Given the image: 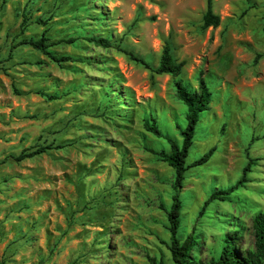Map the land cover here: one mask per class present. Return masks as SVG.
Listing matches in <instances>:
<instances>
[{
	"label": "rangeland",
	"instance_id": "obj_1",
	"mask_svg": "<svg viewBox=\"0 0 264 264\" xmlns=\"http://www.w3.org/2000/svg\"><path fill=\"white\" fill-rule=\"evenodd\" d=\"M205 9L206 0H0L1 264H172L174 172L149 151L169 147L144 124L180 147L186 107L175 83L198 91V78L211 103L186 158L176 238L190 243L191 264L218 258L226 238L264 264L252 226L264 212V0H212L220 24L202 30ZM165 43L183 62L177 78L119 51L156 67Z\"/></svg>",
	"mask_w": 264,
	"mask_h": 264
},
{
	"label": "trees",
	"instance_id": "obj_2",
	"mask_svg": "<svg viewBox=\"0 0 264 264\" xmlns=\"http://www.w3.org/2000/svg\"><path fill=\"white\" fill-rule=\"evenodd\" d=\"M220 24V19L212 11V0H206V9L202 16L201 29H207L209 27L216 28ZM264 32V26H263ZM47 39H28L25 44L32 47L34 50H37L48 58L60 65L61 62H64L66 58H57L52 55L51 52H48L46 49L50 46L46 44ZM73 40L70 39L69 42ZM88 42L92 43L96 47L108 48L110 47L109 41L102 38H89ZM131 60L143 66L145 69L149 70L155 75H169L173 78H177L182 74L183 62H177L172 53L171 48L168 43H165L161 50L159 57L158 65L152 67L148 62L142 59L139 56L134 55L132 51L122 49L119 50ZM176 93L178 99L186 107V124L181 130L180 135L182 137V143L179 147L177 143L168 137H163L160 130L156 125L144 124V129L146 132L152 134L156 138H163L166 141L169 147V153L163 151L154 152L149 150L151 153L157 155L165 162L174 172V182L173 187L176 193L172 197V204L167 213V219L169 222V233H170V246L169 251L171 253L172 264H191L189 263V251L190 243L184 244L180 247L178 239L176 238L177 229L179 226V209L180 202L177 197L178 189L182 187V181L184 179V173L189 166H186V158L189 153V149L192 145V140L195 135V129L197 123L199 122L200 115L207 111L209 104L211 103V92L208 89L207 84L201 79L198 78V91H188L181 83H175ZM53 149L51 145L39 147L32 152L24 151L20 155L14 158L15 161L20 162L25 159L32 158L34 156L43 154L48 150ZM213 149H210L207 153L202 155L198 160L194 161L191 166H199L206 163L211 157ZM226 193V192H224ZM223 194V192H219ZM213 198H218L223 200V198L218 196H213ZM253 230L255 235V246L256 249L264 257V212L257 214L253 219ZM230 239H225V244L221 248L218 258L213 259L209 264H262L259 259L257 260H248L240 258L234 251L233 245L229 241ZM153 264H163L162 261L156 262L152 260ZM1 264V262H0Z\"/></svg>",
	"mask_w": 264,
	"mask_h": 264
}]
</instances>
